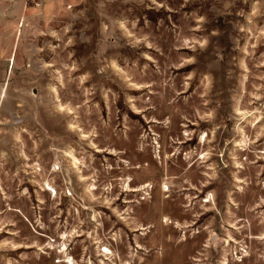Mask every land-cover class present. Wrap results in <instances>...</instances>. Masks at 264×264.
Returning a JSON list of instances; mask_svg holds the SVG:
<instances>
[{"label":"rangeland","instance_id":"374dc122","mask_svg":"<svg viewBox=\"0 0 264 264\" xmlns=\"http://www.w3.org/2000/svg\"><path fill=\"white\" fill-rule=\"evenodd\" d=\"M0 264H264V0H0Z\"/></svg>","mask_w":264,"mask_h":264}]
</instances>
